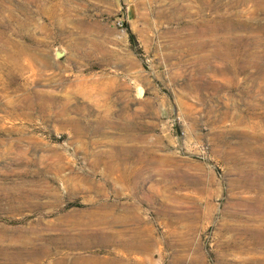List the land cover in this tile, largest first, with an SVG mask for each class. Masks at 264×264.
Returning <instances> with one entry per match:
<instances>
[{
    "label": "rangeland",
    "instance_id": "1",
    "mask_svg": "<svg viewBox=\"0 0 264 264\" xmlns=\"http://www.w3.org/2000/svg\"><path fill=\"white\" fill-rule=\"evenodd\" d=\"M258 235L264 0H0V264H264Z\"/></svg>",
    "mask_w": 264,
    "mask_h": 264
},
{
    "label": "water",
    "instance_id": "2",
    "mask_svg": "<svg viewBox=\"0 0 264 264\" xmlns=\"http://www.w3.org/2000/svg\"><path fill=\"white\" fill-rule=\"evenodd\" d=\"M65 54H66V51L64 49H55V51H54V57L56 59H61ZM139 92L141 93L140 95L142 96L143 95V89L138 88L137 93H139Z\"/></svg>",
    "mask_w": 264,
    "mask_h": 264
},
{
    "label": "trees",
    "instance_id": "3",
    "mask_svg": "<svg viewBox=\"0 0 264 264\" xmlns=\"http://www.w3.org/2000/svg\"><path fill=\"white\" fill-rule=\"evenodd\" d=\"M124 26H126V27H127V25H126V24H124ZM129 36H130V40H132V42L134 43V37H133V35L130 33V34H129Z\"/></svg>",
    "mask_w": 264,
    "mask_h": 264
},
{
    "label": "bare ground",
    "instance_id": "4",
    "mask_svg": "<svg viewBox=\"0 0 264 264\" xmlns=\"http://www.w3.org/2000/svg\"><path fill=\"white\" fill-rule=\"evenodd\" d=\"M138 94H139V95H138ZM140 94H141L140 92H139V93H137V95H138L139 97H141V95H140ZM258 239H259V240H262V239H264V238H262V237H261V235H258Z\"/></svg>",
    "mask_w": 264,
    "mask_h": 264
}]
</instances>
